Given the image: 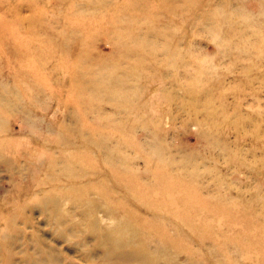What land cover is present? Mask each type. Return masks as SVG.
<instances>
[{
  "label": "rangeland",
  "instance_id": "obj_1",
  "mask_svg": "<svg viewBox=\"0 0 264 264\" xmlns=\"http://www.w3.org/2000/svg\"><path fill=\"white\" fill-rule=\"evenodd\" d=\"M0 264H264V0H0Z\"/></svg>",
  "mask_w": 264,
  "mask_h": 264
},
{
  "label": "bare ground",
  "instance_id": "obj_2",
  "mask_svg": "<svg viewBox=\"0 0 264 264\" xmlns=\"http://www.w3.org/2000/svg\"><path fill=\"white\" fill-rule=\"evenodd\" d=\"M42 13H43V12H42ZM42 13H41V14H42ZM207 21H208V20H207ZM208 23H209V22H208ZM205 25H206V24H205ZM96 119H98V118H96Z\"/></svg>",
  "mask_w": 264,
  "mask_h": 264
}]
</instances>
